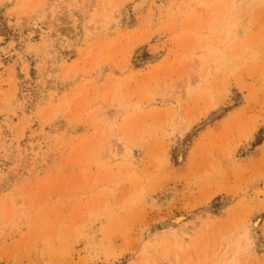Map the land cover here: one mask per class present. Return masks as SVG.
Wrapping results in <instances>:
<instances>
[{
    "label": "rangeland",
    "instance_id": "1",
    "mask_svg": "<svg viewBox=\"0 0 264 264\" xmlns=\"http://www.w3.org/2000/svg\"><path fill=\"white\" fill-rule=\"evenodd\" d=\"M0 264H264V0H0Z\"/></svg>",
    "mask_w": 264,
    "mask_h": 264
}]
</instances>
